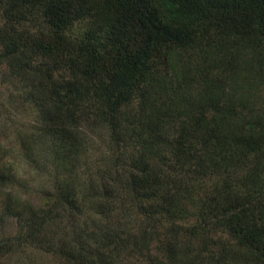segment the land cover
<instances>
[{"label": "trees", "instance_id": "obj_1", "mask_svg": "<svg viewBox=\"0 0 264 264\" xmlns=\"http://www.w3.org/2000/svg\"><path fill=\"white\" fill-rule=\"evenodd\" d=\"M241 40L264 58V0H0V134L26 166L54 154L63 176L26 197L0 168V238L14 242L0 260L264 264V131L222 122L244 98L217 55ZM184 49L216 67L182 91L169 74Z\"/></svg>", "mask_w": 264, "mask_h": 264}, {"label": "rangeland", "instance_id": "obj_2", "mask_svg": "<svg viewBox=\"0 0 264 264\" xmlns=\"http://www.w3.org/2000/svg\"><path fill=\"white\" fill-rule=\"evenodd\" d=\"M163 10L164 12L166 11L165 8ZM203 33H200L196 37L194 45H198L202 42L204 44L210 40L207 38V35H204ZM248 43V40L239 41L238 47L232 51V54H230V45H228V50L226 52H221L217 55V52L213 51L215 48H217V42H214V44L210 47V50L206 49L205 51H207L209 55H217V57L221 56V54L228 55L230 58L233 57L231 60L232 70L229 75H232L231 80L233 83L235 81L236 84L235 87L230 86L229 89L234 87L238 93L243 92L241 94L242 98H240V100L244 98L243 103L241 105H235V109L225 113L222 121L223 124L235 126V124L238 123L242 125V120H248L246 126H249L254 130L264 131V118L258 120V110L253 109L254 107L264 104V58L262 54L259 53L260 51L258 49L257 40L250 41V44ZM184 50L185 51L180 52V56L177 57V64L173 67V70L169 74L175 75L173 78L177 79L176 81L178 82L176 83L178 86H180L179 89L182 91H185L188 85L192 84V82L190 83V80H193V75H211L208 70L211 68L214 69L216 67V65L213 64H204L202 61L196 62L195 65L198 66L195 67V61H188L187 59L188 54L191 51L189 49ZM222 50L225 51L224 49ZM186 80H188L187 85L185 83ZM237 128L235 127V129ZM10 131L12 132V130ZM11 132H7V134H5L7 135L5 138L2 135L4 133L0 134L1 139L3 138L2 141L5 145V148L9 149V152L6 155L7 159L11 162V164L16 166L14 169L15 171H19L25 176H32L33 174L31 172V168L26 166V163H24L21 159V152L17 147V143L14 140V135H12ZM252 179V183L255 182L260 184L264 182V153L262 155V159L260 160V164L257 165L256 170L253 173ZM13 181H15L13 184L15 188L19 182L15 179ZM180 218L182 219L183 223L188 221L190 222L194 219V217L190 214H183L182 217L180 216ZM184 251L185 254H189L192 253L193 248L188 247ZM45 260L46 259L38 257L36 258L35 264H47ZM47 262L50 264L55 263L51 260H47Z\"/></svg>", "mask_w": 264, "mask_h": 264}, {"label": "clouds", "instance_id": "obj_3", "mask_svg": "<svg viewBox=\"0 0 264 264\" xmlns=\"http://www.w3.org/2000/svg\"><path fill=\"white\" fill-rule=\"evenodd\" d=\"M8 111L11 112L10 109ZM8 118V115H6L3 110H0V119L7 121ZM12 118L16 119L17 114L12 113ZM2 152H6V148L5 145L0 142V153ZM27 163L31 167L32 176H25L19 171H15L14 169L16 166L11 164L6 155L3 161L0 162V168H11L14 170L12 172L14 179L19 182L14 189L10 187L9 191L14 190L17 194H23L25 196L32 193L45 196L63 179L60 171V164L56 156L50 152H46L43 155L30 154V159L27 160ZM0 243H7L11 247L14 242L11 241L10 238H0ZM31 255L33 254L30 253L27 248H23L13 258V264H29V257ZM0 264H7V262L5 260H0Z\"/></svg>", "mask_w": 264, "mask_h": 264}]
</instances>
